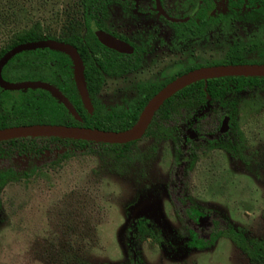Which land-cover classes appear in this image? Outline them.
I'll return each mask as SVG.
<instances>
[{
  "label": "rangeland",
  "instance_id": "374dc122",
  "mask_svg": "<svg viewBox=\"0 0 264 264\" xmlns=\"http://www.w3.org/2000/svg\"><path fill=\"white\" fill-rule=\"evenodd\" d=\"M26 1L35 17L60 19L53 25L56 37L67 33L68 21L71 32L79 23L62 17L75 0ZM12 2L0 0V8ZM169 2L173 13L185 12L178 0ZM119 22L110 15L107 26L115 30ZM162 38L141 71L106 79L97 99L120 104L185 66L218 62L233 47L264 44V21L237 18L213 23L195 40ZM194 113L181 112L167 123L165 139H143L118 164L84 156L6 183L0 191V264H264V259L249 261L229 239L216 235L230 226L246 238L264 240V108L255 120L248 118L242 159L225 151L236 138L231 124L220 134L215 113ZM189 122L204 141L184 142L180 134L186 136ZM199 144L207 155L195 159L190 152ZM28 165L15 152L0 158V170L23 171ZM141 221L155 224L159 244L137 240ZM187 232L207 245L191 247Z\"/></svg>",
  "mask_w": 264,
  "mask_h": 264
},
{
  "label": "trees",
  "instance_id": "16d2710c",
  "mask_svg": "<svg viewBox=\"0 0 264 264\" xmlns=\"http://www.w3.org/2000/svg\"><path fill=\"white\" fill-rule=\"evenodd\" d=\"M215 1V22L233 21L244 17L264 21V0ZM75 2V8L70 10L71 13H66L62 17L71 15L79 20V23L71 32L73 28L68 26L72 22L68 21L65 28L67 33L61 37L53 35V25H57L60 19H57V22L56 20L47 22L45 18L35 17L30 2L26 0H13L10 5L0 8V59L18 45L41 40H55L73 46L83 62L85 84L93 108L92 114L85 110L81 102L73 80L72 63L66 55L48 49L22 52L4 66L1 72L2 79L9 83L39 81L54 86L71 103L81 120L74 119L64 106L46 91L10 92L0 89V130L19 126L58 125L122 132L135 125L145 105L159 90L189 71L221 65H264L263 42H253L242 49L233 47L218 62L207 64L200 61L185 66L162 83L139 89L135 98L124 99L120 104L107 105L97 99L105 78H119L125 72L133 73L139 70L145 50L131 44L134 51L124 55L98 42L94 32L107 31L105 20L112 0H75ZM209 2L210 0H198L194 19L188 23H168V25L177 30L190 29L178 33L200 37L206 26L210 24ZM160 19L163 20L161 17ZM82 28L83 34L80 33ZM263 108L264 78H214L191 84L165 101L152 118L143 138L136 142L108 145L61 138H26L1 142L0 158L15 152L25 158L29 165L23 171L0 170V191L8 182L27 180L41 175L48 167L58 166L84 156L118 164L119 161L126 159L131 154L132 148L143 139L157 143L165 139L169 133L167 123L184 111H194V115L199 111H212L215 113L214 117L221 122L228 118L236 138L230 150L225 151L233 159H242V153L249 142L246 130L248 118L255 120ZM186 133V141H195L191 139L193 136V139H198L197 133L191 129V124L187 126ZM190 154L195 159L207 155L200 144ZM38 164L40 166H35ZM196 216L201 218L198 213ZM136 231L137 240L150 239L156 244L160 243V233L154 223L138 222ZM187 234L190 237V242L187 244L191 247L204 248L207 245L196 241L194 233L187 232ZM216 235L229 239L249 261L257 262L264 259V240L246 238L232 230L230 226L226 231L218 232Z\"/></svg>",
  "mask_w": 264,
  "mask_h": 264
},
{
  "label": "water",
  "instance_id": "95a60500",
  "mask_svg": "<svg viewBox=\"0 0 264 264\" xmlns=\"http://www.w3.org/2000/svg\"><path fill=\"white\" fill-rule=\"evenodd\" d=\"M156 10L166 20L178 22L169 18L160 7V0H155ZM95 37L104 47L121 54H131L132 48L118 39L104 32L96 31ZM48 49L66 55L72 63L73 80L76 90L85 110L92 114L93 108L85 84L84 66L77 50L69 45L55 40H41L18 45L6 52L0 59V89L3 91L20 92L27 90H42L48 92L58 103L62 104L68 113L76 120L80 117L71 103L54 86L45 82H20L9 83L2 79L1 72L4 66L16 55L22 52ZM226 77H260L264 78V65H221L203 67L189 71L159 90L145 105L137 122L130 129L122 132H109L80 127H67L58 125H32L19 126L0 130V143L10 140L26 138H61L77 141H86L96 144L122 145L139 141L143 138L152 118L165 101L170 99L180 90L199 81ZM221 132H224L228 118L222 122Z\"/></svg>",
  "mask_w": 264,
  "mask_h": 264
},
{
  "label": "flooded vegetation",
  "instance_id": "af4514ba",
  "mask_svg": "<svg viewBox=\"0 0 264 264\" xmlns=\"http://www.w3.org/2000/svg\"><path fill=\"white\" fill-rule=\"evenodd\" d=\"M197 1L198 0H178V2L181 5V8L185 10L184 13L178 15L171 11L170 8L171 3L169 2V0H160V7L162 8L163 12L169 18L179 20L178 22L174 23L166 20L162 15H160V13L156 10L155 0H112V4L108 6L107 19L105 20V26L107 31H103V30H98V31L104 32L107 35H110L118 39L119 41L125 43L126 45L132 48V51H134V48L131 44H134L137 47L144 49L145 52L141 57V62H140L141 66L139 70L133 73H131V71L128 73L125 72L124 75L119 78L106 77L104 83L106 82V79H112V80L124 79L134 73L141 71V69L143 68V64L145 62V58L150 55V50L153 47H155V49H158V47L160 46V42H158V38L164 37V41L167 40L169 41L170 37H173L176 40L180 39L183 42L188 39L195 40L202 37V35L200 37L199 36L194 37L192 35L178 33L179 31H185V30L187 31L190 29L180 28L177 30L168 25V23L185 24L188 23L191 19H194V13L196 12ZM209 7H210L209 15L211 16V19H210V24L208 26L215 23L214 17L216 14V1L210 0ZM194 8L195 10L193 11ZM110 15L115 16L117 19L120 20L115 30H110L107 26V21ZM160 17L163 18V20H161ZM208 26H206V28ZM124 55H129V54H124ZM152 86L153 84L148 86V88ZM222 122H221V127L219 129L220 134H224L229 129L228 126L226 125L224 132H221L222 124H223ZM190 124L191 123H187V125L184 126L183 128L186 136H187L186 128ZM196 133L198 135L197 137L198 139H193L194 136L191 139L200 143L201 141H204L202 139V137L204 136L202 134H199L198 132ZM180 135L183 136V139L186 137L183 135V133H181ZM184 142H186V140H184Z\"/></svg>",
  "mask_w": 264,
  "mask_h": 264
}]
</instances>
